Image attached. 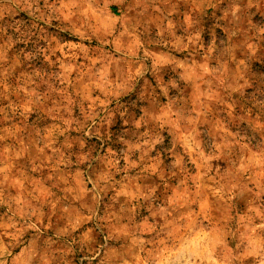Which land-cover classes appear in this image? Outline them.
Here are the masks:
<instances>
[{"label":"rangeland","instance_id":"rangeland-1","mask_svg":"<svg viewBox=\"0 0 264 264\" xmlns=\"http://www.w3.org/2000/svg\"><path fill=\"white\" fill-rule=\"evenodd\" d=\"M0 264H264V0H0Z\"/></svg>","mask_w":264,"mask_h":264}]
</instances>
